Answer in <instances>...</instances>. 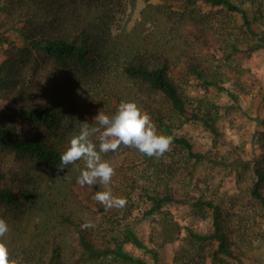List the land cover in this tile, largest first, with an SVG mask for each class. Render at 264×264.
<instances>
[{
    "label": "trees",
    "instance_id": "16d2710c",
    "mask_svg": "<svg viewBox=\"0 0 264 264\" xmlns=\"http://www.w3.org/2000/svg\"><path fill=\"white\" fill-rule=\"evenodd\" d=\"M193 1L161 0L156 8L165 20L176 15V23L187 26L194 37L209 46L210 59L179 45L164 49L159 40L149 36L138 35L120 44L110 35L109 19L96 12L97 6L78 8L70 3L54 4L51 0H0V48H5L0 54L1 147L53 167L61 165L63 149L47 138L18 133L9 123L10 118H23L53 132L63 126L69 114L70 106L65 99L54 93L38 92L31 81L24 79L21 66L24 55L51 59L63 69L116 65L125 76L143 82L163 97V104L159 105L137 95L128 94L121 99L135 102L150 116L159 132L173 138L170 149L159 158L148 157L136 149L139 161L131 174L122 177L126 186L132 192H139L148 203L143 210L153 221L148 242L129 218L130 208L111 213L115 223L99 235L91 228L82 230L81 224L85 222L66 215L63 220L77 235L84 264H149L128 250L126 243L149 253L151 264H160L159 249L176 240L181 230L164 209L177 200L207 212L209 228L201 231L186 225L185 253L175 255L172 264H200L196 258L199 256L213 264L243 263L249 258L236 240L233 211L242 198H252L261 205L264 214V133L260 137V155L253 162L242 160L235 148L223 152L222 146L228 142L218 127L219 107L203 89L225 90L236 100V91L248 92L263 83V69L255 61L258 51L264 48V0H199L221 6L229 14L217 24L219 29L214 33L206 25L182 16ZM178 10L182 11L181 16L176 14ZM180 59L186 67L181 75H176ZM228 81L235 92L226 85ZM119 99L113 97L117 104L114 102L104 114L113 115L121 102ZM188 121H199L209 130L208 150L196 149L188 136L177 131ZM200 164L209 168L203 177L197 173ZM80 191L90 204L103 212L107 210L94 199V189L83 187ZM34 196L33 190L21 186L0 190V199L7 206ZM48 246L40 260L35 263L29 260V264H71L65 259L59 241L50 238Z\"/></svg>",
    "mask_w": 264,
    "mask_h": 264
},
{
    "label": "rangeland",
    "instance_id": "374dc122",
    "mask_svg": "<svg viewBox=\"0 0 264 264\" xmlns=\"http://www.w3.org/2000/svg\"><path fill=\"white\" fill-rule=\"evenodd\" d=\"M51 1L54 4L70 3L78 8L97 6L96 12L109 19L110 35L120 44H126L138 35L149 36L159 40L158 44L167 50H171L173 45L175 48L179 45L190 48L189 51L202 58L210 59L212 56L209 46L194 37L187 30V26L175 22L176 15L174 19H164L156 8L161 0ZM181 12L178 10L176 14L181 16ZM183 12L185 14L182 16L187 20L206 25L211 33L218 31L217 24L229 17L221 6H210L199 0L191 2ZM4 50L5 48H0V54ZM258 53V61L255 63L261 66L264 73V48ZM21 66L25 74L24 79L31 81L34 89L38 92L54 93L65 99L70 106L69 114L64 118L63 126L53 132L40 129L33 122L23 118H10L9 123L16 132L47 138L63 151L70 138L80 131L83 123H88L90 127L98 126L94 120L95 116L100 111L107 112L114 102L117 104L113 100L115 96L121 100L128 94L137 95L138 98L147 99L153 105L163 104V97L159 92L150 90L137 79L128 78L116 65L105 67L91 65L85 68L72 66L63 69L51 59L24 55L21 58ZM185 67L184 61L178 60L176 75H181ZM226 85L236 91L229 81ZM203 91L213 96L219 107L218 127L228 142L226 146H222V151L226 153L227 149L235 148L242 160L253 162L260 155V137L264 133V81L260 87L251 91H236V100L225 90L215 87H208ZM177 131L188 136L198 150L206 151L211 147L210 132L199 121L185 122ZM92 140L97 143L98 150L96 137L93 136ZM135 152L134 147L121 144L116 151L101 153L102 159L114 168L115 175L108 185L97 181L92 186H83L92 188L95 192L110 191L114 196L126 200L122 208H106L107 210L103 212L90 204L80 193V188L83 187L77 183V178L80 170L84 168V161L53 167L29 155L19 154L0 146V168L4 173L0 178V190L6 186H21L35 193L32 199L23 200L16 205L7 206L0 199V218L9 226V232L0 237V242L6 244L10 258L18 259L20 264H29V260L35 263L49 248L48 240L55 238L62 244L64 257L68 262L84 264L77 235L63 220L66 215L83 222L91 221L94 225L91 229L99 235L101 230L115 223V216L111 213L124 209L127 211L130 208L132 213L129 218L134 221L139 235L148 242L153 224L152 218L143 214L148 203L139 192H132L122 178L123 174H131L137 165L139 160ZM207 166L206 164L197 166L199 176L203 177L209 169ZM164 209L181 228L176 240L166 243L159 249L160 264H172L173 257L177 254L182 256L187 247V242L183 238L184 227L188 225L197 230H208L209 218L207 212L197 211L191 204L181 200L167 204ZM233 224L237 229L236 240H239L249 258L243 263L230 261L228 264H264V214L261 205L252 198H242L233 211ZM125 247L142 256L149 264L152 263L151 255L144 249L131 243H126ZM196 258L200 264H213L209 259L203 260L200 256Z\"/></svg>",
    "mask_w": 264,
    "mask_h": 264
},
{
    "label": "clouds",
    "instance_id": "9594fccd",
    "mask_svg": "<svg viewBox=\"0 0 264 264\" xmlns=\"http://www.w3.org/2000/svg\"><path fill=\"white\" fill-rule=\"evenodd\" d=\"M94 120L98 126L90 127L83 123L80 131L68 141L66 149L60 154V164L67 166L84 161L77 183L80 186H92L99 181L108 185L115 175L114 168L102 159L101 153L116 151L121 144L134 147L148 157L159 158L164 155L172 144L173 138L159 132L156 124L146 112H142L135 102L121 101L113 115L101 111ZM98 142H93L92 137ZM63 169V168H61ZM94 199L106 208H122L126 200L114 196L110 191H98ZM94 227L91 221L81 224V229ZM9 232L6 221L0 218V237ZM0 264H20L18 259L10 258L5 243L0 242Z\"/></svg>",
    "mask_w": 264,
    "mask_h": 264
}]
</instances>
